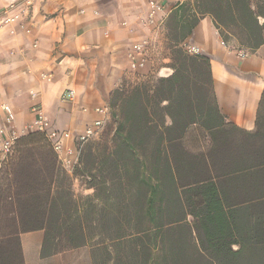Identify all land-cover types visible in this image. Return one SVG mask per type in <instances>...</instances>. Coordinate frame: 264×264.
I'll use <instances>...</instances> for the list:
<instances>
[{"label": "trees", "instance_id": "1", "mask_svg": "<svg viewBox=\"0 0 264 264\" xmlns=\"http://www.w3.org/2000/svg\"><path fill=\"white\" fill-rule=\"evenodd\" d=\"M252 3L195 0L172 11L173 72L153 87L111 92L112 143H88L76 166L94 190L82 205L63 183L53 192L62 168L45 136L18 140V156L0 168V180L8 179L0 215H14L0 221V264H9L2 245L14 237L23 264L19 235L38 229L46 232L43 255L90 245L94 264H264V149L220 111L210 58L182 46L210 14L224 41L233 35L256 50L264 43V2ZM194 126L204 133L199 151L185 141ZM29 165L50 177L39 182L47 186L23 185Z\"/></svg>", "mask_w": 264, "mask_h": 264}, {"label": "crops", "instance_id": "2", "mask_svg": "<svg viewBox=\"0 0 264 264\" xmlns=\"http://www.w3.org/2000/svg\"><path fill=\"white\" fill-rule=\"evenodd\" d=\"M14 1L20 0H0V11ZM149 1L34 0L25 19L29 31L0 25V103L15 112L9 125L0 107V148L2 131L28 132L36 104L55 128L74 134L99 118L97 108L108 107L111 92L133 77L128 53L146 36L142 19ZM186 41L210 58L216 99L227 122L249 139L254 134L252 143L264 149V43L251 50L233 35L224 41L210 14ZM239 49L248 56L241 57ZM45 235L44 229L20 233L23 264H94L89 245L43 255Z\"/></svg>", "mask_w": 264, "mask_h": 264}, {"label": "built area", "instance_id": "3", "mask_svg": "<svg viewBox=\"0 0 264 264\" xmlns=\"http://www.w3.org/2000/svg\"><path fill=\"white\" fill-rule=\"evenodd\" d=\"M188 2V0H150L149 10L145 18L142 19V25L147 31L146 36L133 44L128 53L129 71L133 77L148 78L156 72L155 56L159 53L161 39L165 37L167 30V22L173 10L180 5ZM34 5V0L14 1L5 6L0 11V25L11 28V32H15L14 26L18 25L22 29H26L25 19L30 14ZM224 43V42H222ZM182 46L192 54H201L198 46L185 41ZM238 54L245 58L248 51L239 49ZM166 64H162L159 75L169 76L173 69L167 65L169 58H164ZM72 94L69 95V97ZM1 110L4 113V121L12 124L15 121V112L7 102L0 103ZM36 113L29 132L42 133L51 147L58 156L59 163L69 173H73L80 161V156L85 146L95 138H98L105 126L111 119V111L108 107L97 108V112L101 115L95 119L92 124L87 125L83 132L74 134L70 130L58 129L53 126L51 118H49L38 104L33 106ZM2 133V146L0 148V166L5 163L14 153L16 141L20 136L13 129ZM25 134V133H24Z\"/></svg>", "mask_w": 264, "mask_h": 264}, {"label": "rangeland", "instance_id": "4", "mask_svg": "<svg viewBox=\"0 0 264 264\" xmlns=\"http://www.w3.org/2000/svg\"><path fill=\"white\" fill-rule=\"evenodd\" d=\"M167 32H168V27L166 30V35L165 37H163L161 39V43H160V50L159 53L155 56L156 59V72L155 74H153L152 76L150 75L148 78H137V77H127L126 79H124V82L122 83V85H124L125 87L128 88H132L133 86L140 84V83H147L150 86H154L157 84L158 78L161 77V75H159V70L162 64H166L163 59L164 58H170L171 56V50H170V45L168 42V38H167ZM171 59H169V63L171 64ZM167 64V65H168ZM151 87V88H152ZM109 107V106H108ZM110 109V107H109ZM115 120L113 119V117L111 116L110 121L107 123V125L105 126L104 130L102 131V134L98 137L95 138L94 140H92L87 146L89 147L91 146H96L98 143H104V142H108L109 144L112 143V138L114 135V130H115ZM30 133V132H29ZM28 132L25 134H21L17 141H16V145H15V149H14V153L13 155L5 162L3 163L1 167L4 168V170L7 167L8 162L14 158L17 157L19 154V150L22 149V145L19 146V148H16L18 140L26 135L29 134ZM186 145L194 150V151H199L200 148H202V146L205 144V138H204V133L199 129V127H192L189 131V133L187 134L186 138ZM60 167L62 168V171L58 172L54 181L53 187L54 190L53 192H57V188L58 186H61V184L63 183L64 188L71 192L73 195V198L76 202H78L80 205H82V203H84L86 201V199L88 197L93 196L94 194V190L89 188V185L87 184V178L85 176H82L80 173H77V168L75 167L73 173H69L67 172V170H65L61 164L59 163ZM38 168L37 167H33L31 165H29L28 167H25L22 175L20 176L21 180L24 181L23 185L26 183V181L29 182V185H35L36 183L42 182L43 180L50 181V177L45 173V172H41L39 174L40 178H38ZM48 176V178L46 177ZM39 180V181H38ZM8 183V179H6V174H4L3 178L0 180V194L2 193V189H4L6 187V184ZM28 184V183H27ZM39 187L44 188L45 186H47V184H38ZM13 192V190H12ZM54 194V195H55ZM9 195V193H8ZM5 195L2 193L1 198H4ZM34 205H37L34 203ZM12 214H8V215H0V221H2L3 223H8L11 222L13 219ZM19 218V217H18ZM31 216H23L21 218H19V220L22 222V220L24 219H30ZM15 238H12L11 241H6L3 245L2 248L3 250L5 249V252L3 253V258H7L9 264H21V255H20V251L19 248L16 246V241ZM90 246V245H89ZM60 247H63L62 245ZM91 247V246H90Z\"/></svg>", "mask_w": 264, "mask_h": 264}]
</instances>
